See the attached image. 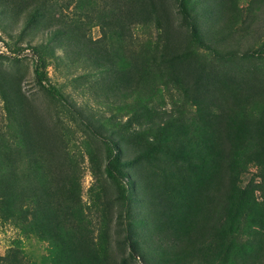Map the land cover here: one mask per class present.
<instances>
[{"label": "trees", "instance_id": "trees-1", "mask_svg": "<svg viewBox=\"0 0 264 264\" xmlns=\"http://www.w3.org/2000/svg\"><path fill=\"white\" fill-rule=\"evenodd\" d=\"M175 1L183 32L169 23L164 0H80L57 27L72 62L96 67L110 87L127 84L110 104L111 134L51 81L49 43L0 52L19 59L30 50L35 82L78 119L106 161L101 174L85 139L93 182L83 202L79 160L61 154L60 125L38 115L21 81L0 71V218L48 243L31 259L17 239L0 264H264V36L243 51L226 44L255 14L253 1L246 9L228 0L219 14L209 4L214 33L195 0ZM94 21L97 42L87 31ZM253 164L261 179L243 185ZM129 169L140 181L137 216ZM105 177L120 190L115 220L102 198ZM136 225L146 232L137 237ZM110 230L122 235L112 241Z\"/></svg>", "mask_w": 264, "mask_h": 264}, {"label": "rangeland", "instance_id": "rangeland-1", "mask_svg": "<svg viewBox=\"0 0 264 264\" xmlns=\"http://www.w3.org/2000/svg\"><path fill=\"white\" fill-rule=\"evenodd\" d=\"M45 1L0 0V52L12 54V50L16 49L17 46H26L29 43H49L54 53L52 64L49 67L51 81L58 85L76 107L82 110L86 117L91 118L101 128L102 132L111 134L113 129H115L112 125H114L116 118L114 119L113 115L115 114L113 110L114 106L110 104L119 103L118 100L122 96L121 92L125 90L127 84L123 83L118 87H110L105 84L101 80L100 70L96 67H87L84 62H72L69 59L67 49L61 45V40L56 37V30L62 23V19H66V16L72 15L73 11L79 12L76 4H79L80 0H48L47 4L44 3ZM97 1L102 7L107 0ZM252 1V9L255 11V14L245 24L236 26L235 34L229 40H226V44L229 47L238 48L243 51L259 42L264 36V0H239V4L241 7L247 9V6ZM164 3L171 14V21L169 23L183 32L180 15L176 12V1L164 0ZM203 4L206 9L203 8ZM209 4H211L212 9H215L216 14H219L223 8H227L228 0L194 1L198 15L202 11L203 15L206 14L208 17L207 20L205 19L206 22L203 26L205 31L214 33L212 28L215 20L209 16L210 12L207 9L210 8ZM46 7L47 11L51 10L56 13L55 17L47 15L45 12ZM199 20L202 21L201 18ZM93 23L96 22L94 21ZM87 31L96 42L102 36L101 25L97 23L93 24ZM0 71L11 72L13 73V78H18L21 81L22 89L32 102L33 108L37 110L38 115H41L43 118L45 117L52 127L60 125L62 131L58 144L62 148L61 154H69L79 160L77 164H80L79 185L82 186L81 200L88 202V189L93 182V175L91 163L85 152L83 142L85 139H89L94 144L101 174H103L102 170L106 162L104 149L99 146L97 141H94L86 129L79 125L78 119L74 115L50 98L38 86L33 74V61L29 49L20 54L19 59H15L13 56L5 59L0 58ZM3 105L4 100L0 93V114H2ZM124 151L125 158H132L136 149L134 146H131L130 149L128 147L124 148ZM65 161L71 164L67 158H65ZM258 171L259 169L256 165L250 166L248 171L242 176L243 185H248L253 181L259 182L261 178ZM129 174L131 187L134 189V197L136 198L134 214L137 216L141 211L139 207L141 192L138 188L140 181H138V176L134 169H129ZM104 176L107 175L104 174ZM52 182L57 183L56 178L52 179ZM103 183L106 190L102 198L113 208L112 212L114 215L109 218L115 220L119 213L118 198H120V190L117 183L109 177L107 179L105 177ZM136 226H138L136 228L137 237L140 233L147 230L146 226L140 228V230L139 225ZM20 231V228L13 220L0 218V255H4L13 247L17 239L22 240L24 252L31 259H39L47 252V242L39 240L35 235H24ZM96 233L98 234V231ZM120 234V231L114 232V230H110L108 237L114 241ZM113 248L116 251L117 247L114 246Z\"/></svg>", "mask_w": 264, "mask_h": 264}]
</instances>
